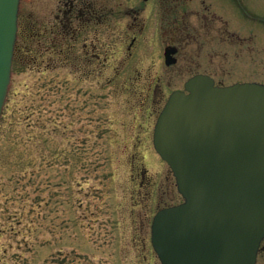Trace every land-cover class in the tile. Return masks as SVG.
Masks as SVG:
<instances>
[{"label":"rangeland","instance_id":"rangeland-1","mask_svg":"<svg viewBox=\"0 0 264 264\" xmlns=\"http://www.w3.org/2000/svg\"><path fill=\"white\" fill-rule=\"evenodd\" d=\"M219 1L245 6L234 45L158 7L136 19V0H98L108 18L57 48L59 0L20 1V31L47 33L14 59L0 120V264H161L153 217L183 202L153 146L168 97L197 74L264 84V0ZM170 45L179 52L166 66Z\"/></svg>","mask_w":264,"mask_h":264},{"label":"water","instance_id":"water-1","mask_svg":"<svg viewBox=\"0 0 264 264\" xmlns=\"http://www.w3.org/2000/svg\"><path fill=\"white\" fill-rule=\"evenodd\" d=\"M20 1L0 0V120ZM177 52L165 49L167 66ZM153 144L183 198L153 218L161 264H256L264 240V84L217 86L208 75L193 76L170 95Z\"/></svg>","mask_w":264,"mask_h":264},{"label":"flooded vegetation","instance_id":"flooded-vegetation-1","mask_svg":"<svg viewBox=\"0 0 264 264\" xmlns=\"http://www.w3.org/2000/svg\"><path fill=\"white\" fill-rule=\"evenodd\" d=\"M97 1L98 0H59V13L56 15L55 20L60 25L59 29L62 27L64 31L63 33H57V38L52 42L54 48L62 46L65 42L76 43L84 26L89 22L96 21L94 18H102V20L99 21L100 23L108 18L110 15L108 7L101 5L102 9L96 10L94 3ZM152 1L154 2L153 4H151ZM152 6L154 8L158 7V10L163 13L162 17L172 19L173 24L183 22L189 24L191 21L200 23V29L204 38H207L210 42H212V40L214 41L217 37L220 38V40L222 39L223 42L229 41L230 44L233 45L238 42L239 37L236 35L237 31L235 28L237 26V8L239 7L240 10L245 8L241 2L232 5L228 2L219 0H136L134 6L127 8L126 17L139 19L147 9ZM254 17H257V15L255 14ZM216 23L220 25L217 29L215 26ZM189 28V26H184L182 32H187V35L190 37ZM174 32L175 31L172 30V33ZM46 33L47 30L44 29L43 32H39V36H45ZM51 33H55V31ZM238 33L247 35L250 31L242 29L238 31ZM170 46L176 47L179 52L177 45ZM68 50H70V48ZM64 52L65 50L61 49L58 53L65 55ZM256 264H264V240L260 245Z\"/></svg>","mask_w":264,"mask_h":264},{"label":"trees","instance_id":"trees-1","mask_svg":"<svg viewBox=\"0 0 264 264\" xmlns=\"http://www.w3.org/2000/svg\"><path fill=\"white\" fill-rule=\"evenodd\" d=\"M27 32L22 31V27H21V31L19 29V36H18V41L16 44V50H15V61L17 60L18 63H20L23 60V56L25 53H29L28 51L31 50V52H33L34 50H32V48H30L29 43L32 40H35L36 38L39 37V32L37 33L36 30L35 32H33L31 34V38H30V34L27 35ZM35 33V34H34ZM24 52V54H23ZM17 53L19 56H17ZM23 55V56H22ZM18 57V58H17Z\"/></svg>","mask_w":264,"mask_h":264}]
</instances>
